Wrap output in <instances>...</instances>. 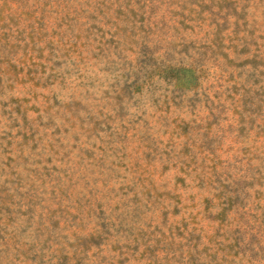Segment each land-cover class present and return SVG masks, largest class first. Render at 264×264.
Wrapping results in <instances>:
<instances>
[{
  "label": "rangeland",
  "instance_id": "374dc122",
  "mask_svg": "<svg viewBox=\"0 0 264 264\" xmlns=\"http://www.w3.org/2000/svg\"><path fill=\"white\" fill-rule=\"evenodd\" d=\"M0 264H264V0H0Z\"/></svg>",
  "mask_w": 264,
  "mask_h": 264
}]
</instances>
